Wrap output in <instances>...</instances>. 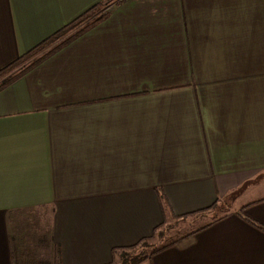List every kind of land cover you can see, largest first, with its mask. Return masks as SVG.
<instances>
[{"label":"crops","instance_id":"0c3cea01","mask_svg":"<svg viewBox=\"0 0 264 264\" xmlns=\"http://www.w3.org/2000/svg\"><path fill=\"white\" fill-rule=\"evenodd\" d=\"M104 3L0 88V264H111L218 202L140 264H264V0H0V72Z\"/></svg>","mask_w":264,"mask_h":264},{"label":"trees","instance_id":"16d2710c","mask_svg":"<svg viewBox=\"0 0 264 264\" xmlns=\"http://www.w3.org/2000/svg\"><path fill=\"white\" fill-rule=\"evenodd\" d=\"M110 15L109 11V4L104 3L100 4L98 6H95L94 8L90 9L88 12L83 14L81 17H79L77 20L66 26L64 29L61 31L57 32L47 40H45L42 44L31 50L29 53L25 54L24 56L20 57L18 60H16L13 64L5 68L0 72V81H3L2 86H5L8 83H11L13 80L16 78L24 75L26 72L30 71L31 69L35 68L42 62H44L46 59H48L50 56L54 55L56 52L60 51L62 48L67 46L71 41L76 40L80 36H82L84 33H86L88 30L92 29L94 26L98 25L99 23L103 22L105 19H107ZM68 33H74L70 37H68L65 41L61 42L58 46H55V42L59 41L64 37V35H67ZM54 45V46H52ZM51 46V48H50ZM49 47V51L45 52V50ZM162 198V196H161ZM162 203L164 206V215L165 218H168V214L166 213V210L168 208L169 214L171 212L170 207L168 206V202L166 199L162 198ZM220 207V203L214 204L212 207L201 210L199 212L189 214L186 216H182L181 218L175 217L172 212L170 214L171 219L176 220L178 222L180 221H186L190 217H195L198 215H204V214H211L216 211H218V208ZM220 210V209H219ZM227 212V211H226ZM225 212V213H226ZM223 211H219L218 214L219 216L215 218H219L221 215L225 214ZM167 214V215H166ZM164 226V225H163ZM159 227L155 230L154 236L149 239L142 240L139 242L137 245L132 246L130 248L126 249H119L114 251V261L111 264H114L115 260L117 257L121 256L124 257L126 256V252H134L136 251L139 247H148V243L158 234V232L162 229V227ZM261 229L264 230V227L260 226ZM164 234V232H161V236ZM176 243V241H175ZM166 246L163 245L159 247L158 249H155L151 254L157 252L158 250L164 248ZM152 248V247H149ZM141 257L134 258L131 260L129 264H140L144 260H146L148 257H146V254H140ZM128 258V257H127ZM126 260V257L124 258Z\"/></svg>","mask_w":264,"mask_h":264},{"label":"rangeland","instance_id":"374dc122","mask_svg":"<svg viewBox=\"0 0 264 264\" xmlns=\"http://www.w3.org/2000/svg\"><path fill=\"white\" fill-rule=\"evenodd\" d=\"M74 33H68L67 35H64L62 39L55 42V46H58L61 44V42L65 41L68 37L73 35ZM52 45V46H54ZM51 48V46H50ZM50 49L49 47L45 50V52H48ZM220 209V210H219ZM219 211H223L224 213L228 211L227 207L224 205H221L218 208V211L211 213V214H204V215H198L195 217H191L189 220L186 221H176V220H170L169 224H165L162 229L158 232V234L148 243V247H139L134 252H126V256L124 257H117L114 264H129L131 260L137 257H141L140 254H146V257L150 256L151 253L158 249L159 247L163 245H169L173 242H180L179 239L184 238L187 234L191 233L195 229L201 227L202 225L206 224L207 222L214 221L215 217L219 216ZM195 218V219H194ZM161 232L164 234L161 236ZM152 247V248H149ZM126 257V260L124 259ZM128 257V258H127Z\"/></svg>","mask_w":264,"mask_h":264}]
</instances>
